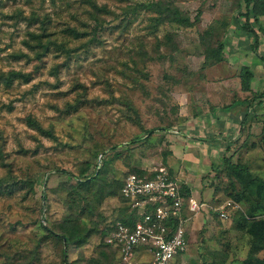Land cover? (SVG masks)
Listing matches in <instances>:
<instances>
[{"label":"rangeland","instance_id":"obj_1","mask_svg":"<svg viewBox=\"0 0 264 264\" xmlns=\"http://www.w3.org/2000/svg\"><path fill=\"white\" fill-rule=\"evenodd\" d=\"M156 2L200 20L192 28L156 29ZM253 5L252 26L264 27V18L253 20ZM33 14L52 20L42 39L46 52L29 37L42 32L28 23ZM246 14L244 0H0V264H114L99 230L118 210V198L99 202L100 182L80 187L57 171L89 176L101 155L107 184L133 169L166 167L182 182L189 176L188 197L195 192L207 205L235 200L228 162L264 179V62L253 72L231 55H256L240 25ZM220 44L224 59L215 64ZM243 68L253 74L250 109L235 118L223 110L229 100L206 94L229 92ZM205 142L212 149L205 151ZM192 223L188 250L175 264L246 259L250 238L233 221L201 210ZM73 224L80 233L68 246L52 235ZM258 257L264 259V249Z\"/></svg>","mask_w":264,"mask_h":264},{"label":"trees","instance_id":"obj_2","mask_svg":"<svg viewBox=\"0 0 264 264\" xmlns=\"http://www.w3.org/2000/svg\"><path fill=\"white\" fill-rule=\"evenodd\" d=\"M244 2H245V7L247 9V14L244 16L242 20H240V25H242V28L246 31V34L250 36L252 39H254L255 42L254 50L257 51V45L260 39L259 32L260 30H264V27H262L260 23L257 22L256 18L257 17L264 18V2H260L258 4L255 0H244ZM251 4H254L253 20L257 22L258 27L252 26L251 19L248 16V14L250 13L248 9L250 8ZM153 7L157 8L156 10L155 8H153V10L158 13L157 17L154 19L156 22L154 28L156 29L165 23L175 24L182 28H192L200 20L199 14H197V16H195L194 19L191 20V18L188 15L182 13V11L178 7H175L174 4H170V5L168 4L163 9V4L156 2L153 4ZM160 7L162 9H160ZM46 18L40 19L38 16L33 14L31 18H29L31 22H28L29 24L35 23L36 25H39L40 27L39 30L43 32V33L35 32L33 34H30L29 37H31V40L36 45V47L38 46L41 47L42 49H44V52L48 50L49 46L43 45L42 39L45 37L44 32L45 33L47 32L49 28V24L52 22L51 18L50 19H46ZM236 19H238V17ZM26 45L32 50H35L36 48L30 46L29 42ZM52 45L56 47L57 46L56 41ZM222 51H223V45L220 44L217 47V50L215 51L216 55L213 58L212 63L217 64L223 61L224 56L222 55ZM42 56L43 54L40 53L39 58ZM259 57L262 60V62H264V57L263 56H259ZM14 75L16 74L14 73ZM238 76L240 79L238 85L233 86L232 88L229 89L231 96L227 97L226 95H224L225 97L223 96L222 99L220 100L230 101L229 102L230 104L224 106L223 110L232 113V111L239 109L240 112L244 111V117L246 118L248 116L250 109V101L248 95L251 94L250 81L253 78V74L248 68H243L242 73ZM240 90L249 93L246 95V97H243L239 93ZM159 130L162 131L163 133H168L170 131V130L168 131L167 129L162 130V128L158 129V131ZM151 132H156V130L151 129L147 132V134H150ZM261 135H262L261 143L264 145V120L261 122ZM187 137H189V135ZM103 158H104L103 155L99 156L97 163L98 165H100ZM227 164H228L227 165L228 176L231 179L230 186L232 191L234 192V198H235L234 201L238 204L246 205L245 210H241V209L237 210L232 218L234 222L233 223L234 229L245 232L250 238L249 251L246 259L243 261L242 264H264V259H260L258 257V254L264 249V179L254 176L247 168L243 166H240L238 164H232L230 162H228ZM98 165L95 166L94 172L89 176H81V177L73 176L72 174H69L64 170H57V171L63 174L66 173L71 177H73L76 184H78V186L80 187L86 186L87 188H89L91 184L94 183L97 184V182H100V185L96 192L99 196L98 198L99 202H102L106 197L109 196L118 198V202H119L118 210L114 214L110 215L108 220L103 224L102 228L99 230L101 245L105 250H107L108 252L110 251V253L113 254L114 264H116L117 252L112 247L106 244V239L109 235V232L117 223H121L124 226L132 227L134 226L137 220L136 213L130 208L129 200L125 199L122 195V187L124 184V179L128 175H136L139 177H143V178L147 177L148 179H150L152 178L153 175H150V173L147 174L142 170L133 169L127 172L123 178L114 180L112 184H107L106 182L103 181L104 178L103 173ZM167 171L171 176V178H175V175L172 174L170 170L167 169ZM180 184H181V191L183 197L187 200L189 189H187V187L183 182H181ZM236 184L240 186L239 189H237ZM43 200L45 201L47 200L46 196L44 195H43ZM88 209L89 208L85 209V213ZM43 228L48 232L50 231L49 229L46 228V226H43ZM63 228L65 229V227ZM62 233L64 234L59 235L52 232V235L60 238L62 241L65 242L66 246H68L70 239L74 236H79L80 232L78 231V228H76V226L73 224L71 229L67 231L65 229L64 232ZM179 259L181 260V257H179L178 260ZM64 262L66 264V260Z\"/></svg>","mask_w":264,"mask_h":264},{"label":"built area","instance_id":"obj_3","mask_svg":"<svg viewBox=\"0 0 264 264\" xmlns=\"http://www.w3.org/2000/svg\"><path fill=\"white\" fill-rule=\"evenodd\" d=\"M152 178L128 175L122 195L137 215L134 226L117 223L106 244L117 252L116 264H175L188 250L189 227L195 216L209 208L223 222L241 208L232 200L217 207L190 197L181 191V182L171 178L165 167L149 172Z\"/></svg>","mask_w":264,"mask_h":264},{"label":"crops","instance_id":"obj_4","mask_svg":"<svg viewBox=\"0 0 264 264\" xmlns=\"http://www.w3.org/2000/svg\"><path fill=\"white\" fill-rule=\"evenodd\" d=\"M263 18V17H262ZM260 34V33H259ZM261 51H259V50H257V51H255V53H256V55H253V54H251L249 51H245V54H242L241 56L243 57L242 59L241 58H239L238 59V56L234 53V54H231V55H234L233 57L235 58V60L234 61H237L236 62V65L238 66L239 65V67H242V66H245V67H249V69H251V71H255V67H254V65H255V63L256 64H258V63H263L262 62V60L260 59V57L259 56H263L261 53H260ZM238 53V52H237ZM258 54V55H257ZM264 57V56H263ZM238 61H239V63H238ZM241 65V66H240ZM230 67V66H229ZM236 77L238 76V74H236L235 75ZM234 76V77H235ZM235 77V79H238V78H236ZM235 79H233L232 80V84L234 85L235 84V82H236V80ZM226 80V79H225ZM225 80H223V81H221V82H219V83H224L225 82ZM229 80H231V79H229ZM234 86H236V85H234ZM209 89V88H208ZM208 92V90L206 89V92H205V94ZM230 92H228V91H226V92H224V91H221V92H212V91H210V93H207L206 94V96H208V97H211V98H213V99H215V100H220V99H222V97H220V95L221 94H223V95H226V94H229ZM239 93H240V95L241 96H243V97H246V95L249 93V92H243V91H239ZM225 97V96H224ZM210 100V99H209ZM232 116L233 117H235V118H238V117H241V115H243L244 114V111H239V109H236L235 111H232ZM211 117L210 116H205V135H207V134H209L208 132H210L211 131V126H209L208 124H207V122L209 121V119H210ZM182 136H184V135H182ZM185 137V139L184 140H188V139H191V140H194L192 137H187V135L186 136H184ZM195 138V137H194ZM211 146V144L210 143H207V142H205V151L207 150V149H212V147H210ZM206 157V156H205ZM209 157H206L205 159L207 160V162H210V160L208 159ZM195 159H197V158H195ZM175 177L180 181V182H182V179L178 176V175H175ZM185 179H186V181L185 182H183L184 184H185V186L187 187V189H190V188H192V186H190V183H193L194 181H192L191 180V178L189 177V176H186V177H184ZM191 196H192V198H194L195 199V197H197L198 196V194H195V192L194 193H192L191 192ZM188 198H190V197H188ZM195 200H197V199H195ZM197 201H200V200H197ZM201 202V201H200ZM206 204V203H205ZM216 204V203H215ZM207 205V206H213V207H217L219 204H216V205ZM210 209L209 208H206L205 207V212L208 214V215H210ZM212 214H214V217L215 218H217V219H219L218 218V216H217V214L215 213V212H213L212 211ZM234 214H235V212L232 214V218H233V216H234ZM220 220V219H219ZM193 221H194V219H193ZM192 221V222H193ZM221 221V220H220ZM233 221V219L231 220V221H229V222H232ZM221 222H223V221H221ZM226 222H228V221H226ZM223 223H225V222H223ZM192 224L193 223H191V225H190V227H189V229H191V227H192ZM188 235H190V234H188ZM189 239V238H188Z\"/></svg>","mask_w":264,"mask_h":264}]
</instances>
